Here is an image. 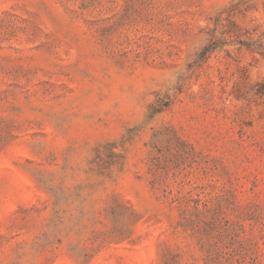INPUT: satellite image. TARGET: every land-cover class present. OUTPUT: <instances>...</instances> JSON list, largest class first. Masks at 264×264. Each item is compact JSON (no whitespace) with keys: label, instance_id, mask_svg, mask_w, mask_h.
I'll return each mask as SVG.
<instances>
[{"label":"rangeland","instance_id":"obj_1","mask_svg":"<svg viewBox=\"0 0 264 264\" xmlns=\"http://www.w3.org/2000/svg\"><path fill=\"white\" fill-rule=\"evenodd\" d=\"M263 81L264 0H0V264H264Z\"/></svg>","mask_w":264,"mask_h":264},{"label":"trees","instance_id":"obj_2","mask_svg":"<svg viewBox=\"0 0 264 264\" xmlns=\"http://www.w3.org/2000/svg\"><path fill=\"white\" fill-rule=\"evenodd\" d=\"M211 40L212 41H209L206 45H203L202 48L199 51V55H200L199 57L202 60L207 58V56L213 50H215L217 47H220L221 45L227 44V42H224V40L216 43V41L219 40V39L216 38L215 35L211 37ZM236 43H238L240 45H245V46H248V47H254V46L257 47V45L254 44V42H252V41L239 40V41H236ZM258 47H260V46H258ZM255 94L258 95L261 98H264V81L257 84L256 90H255ZM162 107L163 106H161V105L158 108L151 107L150 114H154L156 112L161 111Z\"/></svg>","mask_w":264,"mask_h":264}]
</instances>
